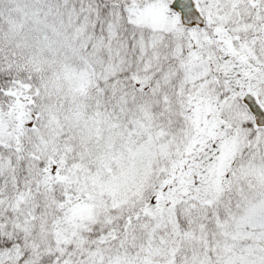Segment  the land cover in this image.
<instances>
[{
    "label": "snow or ice",
    "instance_id": "obj_1",
    "mask_svg": "<svg viewBox=\"0 0 264 264\" xmlns=\"http://www.w3.org/2000/svg\"><path fill=\"white\" fill-rule=\"evenodd\" d=\"M0 264H264V0H0Z\"/></svg>",
    "mask_w": 264,
    "mask_h": 264
}]
</instances>
